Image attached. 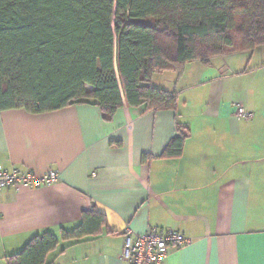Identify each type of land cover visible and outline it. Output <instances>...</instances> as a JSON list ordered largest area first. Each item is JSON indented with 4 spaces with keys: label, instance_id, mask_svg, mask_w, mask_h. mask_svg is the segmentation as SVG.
Masks as SVG:
<instances>
[{
    "label": "crops",
    "instance_id": "crops-1",
    "mask_svg": "<svg viewBox=\"0 0 264 264\" xmlns=\"http://www.w3.org/2000/svg\"><path fill=\"white\" fill-rule=\"evenodd\" d=\"M151 86L176 93L175 111L124 105L106 122L89 104L0 110V167L59 175L0 192V264L44 233L58 240L46 264H124L127 228L192 241L165 264H264V46L156 73ZM234 104L253 118L236 120ZM177 125L181 155L160 158ZM89 214L103 218L95 234L62 239Z\"/></svg>",
    "mask_w": 264,
    "mask_h": 264
},
{
    "label": "trees",
    "instance_id": "trees-1",
    "mask_svg": "<svg viewBox=\"0 0 264 264\" xmlns=\"http://www.w3.org/2000/svg\"><path fill=\"white\" fill-rule=\"evenodd\" d=\"M261 46L264 0H0V110L89 104L106 122L124 105L175 111L176 93L152 87L154 74ZM176 132L160 158L181 155L188 132ZM102 221L84 215L62 239L93 235ZM57 245L35 236L7 264H46Z\"/></svg>",
    "mask_w": 264,
    "mask_h": 264
},
{
    "label": "built area",
    "instance_id": "built-area-1",
    "mask_svg": "<svg viewBox=\"0 0 264 264\" xmlns=\"http://www.w3.org/2000/svg\"><path fill=\"white\" fill-rule=\"evenodd\" d=\"M233 117L248 122L253 114L240 105H232ZM59 181V175L49 171L44 176H36L21 169L5 170L0 167V192L7 189H37L49 187ZM191 240L176 231L159 228L148 229L144 234L136 235L127 228L123 235L121 261L124 264H165L169 253L191 244Z\"/></svg>",
    "mask_w": 264,
    "mask_h": 264
}]
</instances>
